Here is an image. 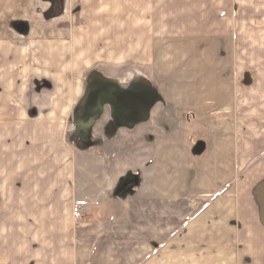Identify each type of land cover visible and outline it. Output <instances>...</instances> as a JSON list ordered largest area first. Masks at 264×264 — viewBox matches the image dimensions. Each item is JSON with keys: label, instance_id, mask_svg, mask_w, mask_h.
I'll return each mask as SVG.
<instances>
[{"label": "crops", "instance_id": "1", "mask_svg": "<svg viewBox=\"0 0 264 264\" xmlns=\"http://www.w3.org/2000/svg\"><path fill=\"white\" fill-rule=\"evenodd\" d=\"M167 19L166 0H0V264H264V178L228 121L152 118V139L97 134L95 166L75 165L71 112L134 88L107 68L151 63Z\"/></svg>", "mask_w": 264, "mask_h": 264}, {"label": "rangeland", "instance_id": "2", "mask_svg": "<svg viewBox=\"0 0 264 264\" xmlns=\"http://www.w3.org/2000/svg\"><path fill=\"white\" fill-rule=\"evenodd\" d=\"M166 6L167 41L151 48L153 61L144 67L136 62L107 68L122 83L134 75V88L129 84L125 92L114 93L121 103L89 114L71 112L65 134L75 165L83 151L86 164L95 166L97 134L112 136L127 127L135 137L148 132L152 139L158 126L137 125L167 118L176 120L173 128L167 127L173 135L196 136L203 121L224 120L231 125L230 155L246 161L248 182L264 178V0H166ZM144 113H149L147 119L141 118ZM94 115L97 119L84 127ZM189 123L195 126L184 127ZM240 128L246 131L245 143L239 140Z\"/></svg>", "mask_w": 264, "mask_h": 264}, {"label": "flooded vegetation", "instance_id": "3", "mask_svg": "<svg viewBox=\"0 0 264 264\" xmlns=\"http://www.w3.org/2000/svg\"><path fill=\"white\" fill-rule=\"evenodd\" d=\"M120 92H122V91H118V92H115L116 94H118V93H120ZM112 94H109V93H106V94H104L102 97H101V99L99 100V102H101V101H103V102H107V101H109L110 99H111V96ZM114 96H115V94H114ZM114 96H113V98H114ZM116 97V96H115ZM118 100V98L116 99V101ZM117 102H119V101H117ZM119 103H121V102H119Z\"/></svg>", "mask_w": 264, "mask_h": 264}, {"label": "water", "instance_id": "4", "mask_svg": "<svg viewBox=\"0 0 264 264\" xmlns=\"http://www.w3.org/2000/svg\"><path fill=\"white\" fill-rule=\"evenodd\" d=\"M112 98H113V96H112ZM146 118H148V117H146ZM96 119H97V118H96V115H94V118H91L90 121L86 122L87 125H90V124L93 123ZM87 125H86V126H87ZM135 183H138V177H135Z\"/></svg>", "mask_w": 264, "mask_h": 264}, {"label": "built area", "instance_id": "5", "mask_svg": "<svg viewBox=\"0 0 264 264\" xmlns=\"http://www.w3.org/2000/svg\"><path fill=\"white\" fill-rule=\"evenodd\" d=\"M89 121H90V120H89ZM86 125H87V123H84V125H83V126H84V127H86Z\"/></svg>", "mask_w": 264, "mask_h": 264}, {"label": "bare ground", "instance_id": "6", "mask_svg": "<svg viewBox=\"0 0 264 264\" xmlns=\"http://www.w3.org/2000/svg\"><path fill=\"white\" fill-rule=\"evenodd\" d=\"M111 97V96H110Z\"/></svg>", "mask_w": 264, "mask_h": 264}]
</instances>
